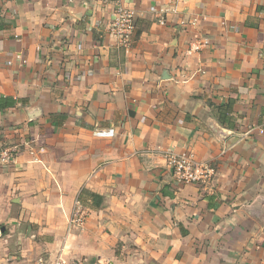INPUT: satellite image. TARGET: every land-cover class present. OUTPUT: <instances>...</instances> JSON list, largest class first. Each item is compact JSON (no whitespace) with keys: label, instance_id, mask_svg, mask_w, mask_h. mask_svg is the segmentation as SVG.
<instances>
[{"label":"crops","instance_id":"crops-1","mask_svg":"<svg viewBox=\"0 0 264 264\" xmlns=\"http://www.w3.org/2000/svg\"><path fill=\"white\" fill-rule=\"evenodd\" d=\"M118 5L136 14L128 48ZM173 5L164 24L149 11ZM0 98L16 101L0 152L18 148L0 164V264H264V0H0ZM167 152L214 166L212 189L176 186ZM83 189L103 203L75 226Z\"/></svg>","mask_w":264,"mask_h":264},{"label":"built area","instance_id":"built-area-1","mask_svg":"<svg viewBox=\"0 0 264 264\" xmlns=\"http://www.w3.org/2000/svg\"><path fill=\"white\" fill-rule=\"evenodd\" d=\"M149 11L157 16L162 24L166 21L167 14H176V5L171 8L150 7ZM136 14L134 10L122 5H118L113 13L110 23L111 33L116 38L117 42L123 48H128L135 31ZM192 25L185 20H180L179 27L181 29ZM203 43L200 41L189 42L183 53L185 56H192L202 50ZM19 62L20 65L26 63V59L21 53L14 55L13 61ZM7 65L12 64V60L6 62ZM259 133H263L262 130ZM92 135L100 139H111L115 136L113 128L97 127L93 129ZM18 148L16 146L5 147L0 152V164L7 165L15 160ZM167 167L171 173L172 180L176 186L196 185L207 190L212 189L216 176L214 166L198 161L193 153L184 152L175 154L173 152L166 153ZM85 219V214L82 211V205L79 201L75 203V209L71 214L69 223L75 226L82 225ZM32 264H88L86 262H69L60 257L49 258L39 256ZM95 264V263H90Z\"/></svg>","mask_w":264,"mask_h":264},{"label":"trees","instance_id":"trees-1","mask_svg":"<svg viewBox=\"0 0 264 264\" xmlns=\"http://www.w3.org/2000/svg\"><path fill=\"white\" fill-rule=\"evenodd\" d=\"M7 102L3 103L2 98H0V110L4 108H11L16 104L15 100H12L10 98H5ZM218 120L220 122H223V113H228L230 110V104H225L223 106H219L218 108ZM53 117V116H52ZM59 117H62L60 120H64L65 116L62 114H59ZM78 201L82 205L90 206L92 209H98L101 207L103 203V198L101 196H98L94 193H91L87 190H81L77 197Z\"/></svg>","mask_w":264,"mask_h":264}]
</instances>
